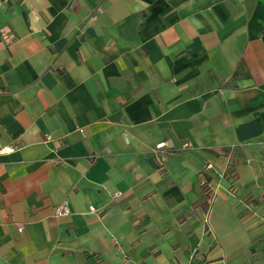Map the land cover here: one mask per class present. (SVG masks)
<instances>
[{
  "label": "crops",
  "instance_id": "1",
  "mask_svg": "<svg viewBox=\"0 0 264 264\" xmlns=\"http://www.w3.org/2000/svg\"><path fill=\"white\" fill-rule=\"evenodd\" d=\"M0 264H264V0H0Z\"/></svg>",
  "mask_w": 264,
  "mask_h": 264
},
{
  "label": "built area",
  "instance_id": "2",
  "mask_svg": "<svg viewBox=\"0 0 264 264\" xmlns=\"http://www.w3.org/2000/svg\"><path fill=\"white\" fill-rule=\"evenodd\" d=\"M164 146H166V142H161L159 143L157 146H156V149L159 150V149H162ZM12 150L11 147H4L2 148V151L4 152H10ZM94 210V207H90V211H93ZM69 210L67 208V206L63 205V206H57L54 210V214L56 216H61V215H65V214H68Z\"/></svg>",
  "mask_w": 264,
  "mask_h": 264
}]
</instances>
